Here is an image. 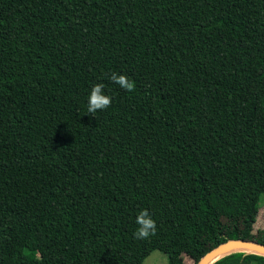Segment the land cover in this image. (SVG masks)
I'll use <instances>...</instances> for the list:
<instances>
[{"label":"trees","instance_id":"16d2710c","mask_svg":"<svg viewBox=\"0 0 264 264\" xmlns=\"http://www.w3.org/2000/svg\"><path fill=\"white\" fill-rule=\"evenodd\" d=\"M263 194L264 0H0V264H197Z\"/></svg>","mask_w":264,"mask_h":264},{"label":"clouds","instance_id":"9594fccd","mask_svg":"<svg viewBox=\"0 0 264 264\" xmlns=\"http://www.w3.org/2000/svg\"><path fill=\"white\" fill-rule=\"evenodd\" d=\"M108 79H110L116 85H118L120 88L125 89L126 91H132L134 89V82L129 79L126 74H118L116 72H112L108 76ZM111 103L112 97L105 90L104 83L102 81L93 83L87 94L86 113L94 115L98 110L104 111L109 108ZM135 224L137 225V227L132 233L134 238L146 239L150 235L155 234L156 222L148 213L147 209H141L136 214Z\"/></svg>","mask_w":264,"mask_h":264},{"label":"water","instance_id":"95a60500","mask_svg":"<svg viewBox=\"0 0 264 264\" xmlns=\"http://www.w3.org/2000/svg\"><path fill=\"white\" fill-rule=\"evenodd\" d=\"M239 247L243 248L242 250H248L250 252H258L264 254V243L262 242L240 238L229 239L206 252L199 259L197 264H211L220 256L232 251H236V249Z\"/></svg>","mask_w":264,"mask_h":264},{"label":"rangeland","instance_id":"374dc122","mask_svg":"<svg viewBox=\"0 0 264 264\" xmlns=\"http://www.w3.org/2000/svg\"><path fill=\"white\" fill-rule=\"evenodd\" d=\"M254 232L257 239L264 234V194L260 204L253 214ZM184 264H195L194 260L188 255H183ZM143 264H170L168 256L161 250H153L143 261Z\"/></svg>","mask_w":264,"mask_h":264},{"label":"bare ground","instance_id":"6f19581e","mask_svg":"<svg viewBox=\"0 0 264 264\" xmlns=\"http://www.w3.org/2000/svg\"><path fill=\"white\" fill-rule=\"evenodd\" d=\"M243 248H241V247H239V248H237L236 250H242Z\"/></svg>","mask_w":264,"mask_h":264}]
</instances>
